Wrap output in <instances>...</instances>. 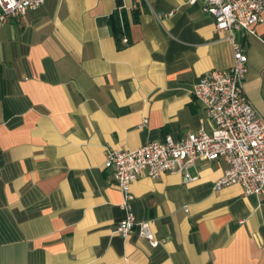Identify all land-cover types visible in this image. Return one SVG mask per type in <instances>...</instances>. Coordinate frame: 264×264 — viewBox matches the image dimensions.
<instances>
[{
	"label": "crops",
	"instance_id": "obj_1",
	"mask_svg": "<svg viewBox=\"0 0 264 264\" xmlns=\"http://www.w3.org/2000/svg\"><path fill=\"white\" fill-rule=\"evenodd\" d=\"M256 32L236 42L264 117V23ZM233 63L228 35L189 0H45L0 26V264H264V196L215 191L223 160L196 161L189 183L132 185L157 248L115 234L126 209L104 168L108 150L212 133L194 86Z\"/></svg>",
	"mask_w": 264,
	"mask_h": 264
},
{
	"label": "built area",
	"instance_id": "obj_2",
	"mask_svg": "<svg viewBox=\"0 0 264 264\" xmlns=\"http://www.w3.org/2000/svg\"><path fill=\"white\" fill-rule=\"evenodd\" d=\"M200 2L203 13L214 18L216 31L228 35L234 52L231 68L208 72L194 86L193 96L203 106L212 133L199 130L180 140L168 136L134 151L108 150L104 164L118 183L126 209L115 234L128 238L137 232L152 248L160 245L153 234L154 221H140L130 210L131 187L140 179L179 173L189 183L197 180L190 173L196 161L223 160L229 168L215 182V191L240 186L245 195L264 196V117L246 97L249 58L236 42L238 32L257 35L256 27L264 23V0H189L192 6ZM44 5L45 0H0V26ZM123 42L129 43L126 38Z\"/></svg>",
	"mask_w": 264,
	"mask_h": 264
},
{
	"label": "trees",
	"instance_id": "obj_3",
	"mask_svg": "<svg viewBox=\"0 0 264 264\" xmlns=\"http://www.w3.org/2000/svg\"><path fill=\"white\" fill-rule=\"evenodd\" d=\"M112 26H113V29L115 31V34L118 36L121 32H122V28L120 26V23H119V20H118V17H114L112 18Z\"/></svg>",
	"mask_w": 264,
	"mask_h": 264
}]
</instances>
